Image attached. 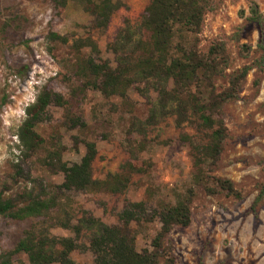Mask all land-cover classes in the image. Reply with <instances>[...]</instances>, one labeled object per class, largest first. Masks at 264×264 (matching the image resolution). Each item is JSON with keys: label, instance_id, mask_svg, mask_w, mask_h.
<instances>
[{"label": "rangeland", "instance_id": "rangeland-1", "mask_svg": "<svg viewBox=\"0 0 264 264\" xmlns=\"http://www.w3.org/2000/svg\"><path fill=\"white\" fill-rule=\"evenodd\" d=\"M113 1H121L126 7L114 14L106 30L90 31L86 26L93 17L80 3H70L59 15L53 0H0V192L8 197H17L26 190L48 196L58 193L60 206L53 214L55 220L64 219L69 212L76 224L82 211H87L111 226L119 224L118 214L127 202L143 201L151 210H162L193 190L192 224L188 228L176 227L169 237L175 245L177 264H264V201L257 207V214L251 209L264 185V71L257 64L263 53L260 46L264 48V25L261 28L249 20L252 4L264 16V0H213L201 35L203 49L215 40L227 43L232 60L229 74L244 66L252 67L239 100L224 109L229 136L219 165L211 174L233 181L244 200L225 194L211 196L197 185L200 170L194 165L189 143L183 139V135L197 132L190 125L178 129L174 119L151 130V143L141 154V159L151 163V171L133 175L127 194L57 189L64 175L53 173L43 163L55 141L64 146L63 160L69 164L79 163L86 153L85 144L94 142L98 149L94 177L103 180L108 173L120 172L129 158L126 132L131 118L145 119L148 114L147 99L134 89L126 98H107L93 90L76 92L81 86L76 75L77 61L97 56L88 48L80 53L74 51L70 47L73 40L93 38L101 52L99 57L116 67L108 45L126 21L134 27L140 25L152 0ZM50 32L68 37L70 44L50 42ZM220 84L227 82L219 81ZM46 85L64 96L69 112L79 117L85 127L73 128L65 108L50 106L46 121L35 129L45 147L24 162L17 131L26 118V108ZM15 165H20L21 173ZM38 221L41 220L0 218V250H13ZM160 227L159 221L132 226L139 252L152 248ZM51 233L59 238L74 237L73 232L60 226L52 228ZM81 242L87 241L84 238ZM71 257L77 264L94 260L89 250L75 251ZM12 264H28L27 256H15Z\"/></svg>", "mask_w": 264, "mask_h": 264}, {"label": "trees", "instance_id": "trees-1", "mask_svg": "<svg viewBox=\"0 0 264 264\" xmlns=\"http://www.w3.org/2000/svg\"><path fill=\"white\" fill-rule=\"evenodd\" d=\"M212 1L152 0L140 25L134 27L126 21L115 40L108 45L115 56L116 67L99 57L101 52L93 38L73 40L70 47L74 51L80 53L88 48L97 56L77 61L76 75L81 83L77 93L93 90L107 98H126L128 91L134 89L147 99L149 108L145 119L134 116L130 120L126 132L129 158L121 166V171L108 173L103 180L94 177L93 164L98 155L94 142L85 144L86 153L79 163L69 164L63 160L64 146L55 141L43 163L53 173L64 175V182L58 190L127 194L133 175H147L151 171V163L141 159V154L151 143V130L168 119H174L178 129L190 125L197 132L193 136L183 135L184 141L190 145L194 165L200 170L197 185L211 196L225 194L244 200L245 196L233 181L211 174L219 165L229 136L224 109L239 100L252 67L244 66L229 74L232 60L223 40H215L207 49L202 48L201 35L206 16L212 10ZM53 3L59 15L70 3H80L93 17L86 26L90 31L106 30L114 14L126 7L121 1L113 0H53ZM249 20L261 28L264 25V16L255 4H252ZM48 40L70 44L68 37L55 32L49 33ZM260 48L263 53L257 64L264 71V48ZM247 49L251 51L252 47ZM219 81H226L227 85H218ZM52 105L67 110L73 128L85 127L79 117L69 112V102L63 95L48 85L42 87L35 102L26 108V118L17 131L18 149L24 162L45 147L35 129L46 121L48 108ZM15 168L18 173L22 172L20 165ZM203 169H206L205 173ZM58 195L26 190L17 197H8L0 192V218L41 220L25 232L13 250H0V264H12L13 258L19 254L27 256L28 264H77L71 255L78 250L93 253L94 260L88 264H177L173 254L175 245L169 237L176 227L188 228L192 224L193 190L162 210H151L143 201L127 202L118 214L119 224L111 226L87 211H82L76 224L69 212L65 213L64 219L55 220L53 214L60 206ZM263 201L264 185L251 207L255 214ZM155 221H159L161 227L153 239L152 248L139 252L132 226ZM55 226L73 232L74 237L52 235L51 229ZM84 238L86 243L81 242Z\"/></svg>", "mask_w": 264, "mask_h": 264}]
</instances>
